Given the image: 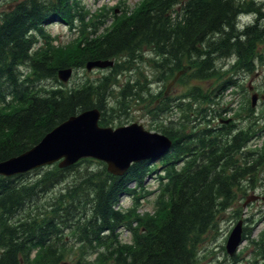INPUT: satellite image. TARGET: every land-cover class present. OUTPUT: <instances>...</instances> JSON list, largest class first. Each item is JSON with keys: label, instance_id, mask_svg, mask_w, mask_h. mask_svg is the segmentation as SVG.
I'll return each mask as SVG.
<instances>
[{"label": "trees", "instance_id": "trees-1", "mask_svg": "<svg viewBox=\"0 0 264 264\" xmlns=\"http://www.w3.org/2000/svg\"><path fill=\"white\" fill-rule=\"evenodd\" d=\"M79 5V0H17L3 12L0 161L24 152L80 111L99 107L102 122H112V116H106L112 109L107 102L108 79L70 90L43 87V80L56 77L55 66L70 63V56L51 47L45 51L43 46L36 48L38 36L44 33L47 20L56 15L68 23L82 18L75 12ZM177 6L181 12L173 20L172 10ZM244 7L254 8L251 2L241 0H146L133 16L117 20L105 36L88 38L79 59L111 58L135 46L156 44L165 55L162 65L168 64V71L191 67L187 71L192 78L216 76L222 69L219 60L233 52L240 63L253 69L256 44L264 38V27L255 23L239 31L237 13ZM254 9L261 12L260 7ZM23 65L31 67L30 75L21 71ZM232 81H222L212 94L196 89L191 96L203 103L213 102ZM122 95L119 110L126 111L132 88L126 87ZM212 110L201 108L191 121L211 117ZM250 110L247 130L229 138L215 134L210 126L198 128L197 124L189 133L163 130L176 142L164 159L169 167L167 200L160 218L137 217L144 228L132 229V245L121 244L118 231L132 227L133 221L115 206L121 195L135 190L132 183L143 184L151 169L148 162L135 164L122 177L108 173L103 163L93 159L66 168L51 166L33 177L0 175V264H59L68 253L66 230L75 243H84L77 264H92L86 258L95 252L91 248L94 243L105 245L94 264H193L202 235L213 227L220 211L233 204L242 181L264 161V152L248 149L264 130V118L255 117ZM252 114L256 119L252 120ZM182 161L185 164L181 167ZM53 191L48 199L52 200L51 212H37L42 208L40 200H47L45 194ZM23 207L27 218L13 223ZM258 248L264 253V232Z\"/></svg>", "mask_w": 264, "mask_h": 264}, {"label": "rangeland", "instance_id": "rangeland-1", "mask_svg": "<svg viewBox=\"0 0 264 264\" xmlns=\"http://www.w3.org/2000/svg\"><path fill=\"white\" fill-rule=\"evenodd\" d=\"M252 1V0H251ZM6 2V1H5ZM86 10H88V19L94 18V21L98 19L97 13L101 12L102 17L106 18L105 25L101 28L106 27L111 24L114 18L119 15H124L122 17L130 14L139 4L140 0H82ZM264 10V7H263ZM264 12V11H263ZM100 16V15H99ZM258 23L264 27V13L252 14L250 19L257 20ZM244 20H247L245 18ZM249 21V20H248ZM48 32L54 36L56 47L59 46H70L73 45V40L79 35L78 31H73L62 21H53L49 23L47 27ZM144 52L146 55H142L145 59L152 62V59L160 60L161 57L151 53L150 47H145ZM126 55L119 57L116 61L115 67L111 69H94L88 70L83 64L80 67H76L69 82L64 85L67 88L75 87L85 83H98V80L103 76H109L111 81V96L109 98V104L111 107L117 105V96L121 91V86L130 81V78L134 81L139 78L144 81L147 74L149 77L155 80L157 76V70H155L151 64L143 63L144 67L140 64L139 68L132 73L133 68H135L136 62H131ZM226 63V67L220 76L212 77L210 80L206 79H195L192 82H187L185 80L179 82L178 84L171 85L167 89L166 95L175 100H171L172 103H176L178 98H184L187 93H189L193 86L196 84L201 85L204 91H211L216 88L226 78L232 70L236 73V68L227 69L229 66V60L225 58L220 61V64ZM123 69V70H122ZM140 71V73H139ZM164 72V71H162ZM243 83L244 86L239 85L237 88L233 87L226 90L222 97L220 98L219 104H214V108L223 109L227 114L224 117H231L233 123L242 124L247 127L248 118L246 119L247 104L251 101V94L248 87V82L254 86L261 94L256 105V111L259 117L264 118V38L257 43V48L255 51V61L254 68L252 70L246 69L244 71ZM169 79L163 82V85L155 83L153 88L155 91H159V86L162 87L161 96L165 94L166 85H168ZM158 96L155 94L152 99L145 102L141 101L134 108L131 105V109L128 111L127 115H123L122 119L113 123L112 126L127 125L132 122L142 123L145 128L160 132L162 126L170 127L172 124L169 122L168 111L160 113V115H155L151 111L152 106L154 107V100ZM205 103V105H207ZM186 105V102L182 107ZM195 102H191V106H194ZM197 106L199 103L197 102ZM174 121L184 122L186 120V112L184 108L175 107L174 111ZM180 117V118H179ZM179 118V119H178ZM211 125H217V121L212 119L210 121ZM176 124V123H175ZM183 125V124H182ZM175 128V125L172 128ZM192 123L185 125V128H191ZM264 131L259 134L256 139L253 140L251 144V149L259 150L264 152ZM257 172L253 176V180H243L242 184L237 188L236 199L233 204L225 209L221 210L213 227L205 234L202 235L201 240L198 241L197 248V258L194 264H254L256 261L258 264H264V256L259 253L257 245L261 240L264 232V162L257 167ZM37 174V173H36ZM66 183V182H65ZM63 183V185L65 184ZM156 180L150 181L151 188L156 187ZM57 187L55 190L59 189ZM53 192H48L45 194V199H50ZM158 194L155 193L149 198L142 201L140 204L139 211H152L154 209V202ZM123 205L129 206L132 201L128 197L122 199ZM247 204V206H245ZM224 215V216H223ZM243 219L245 221V226L248 228L246 232L247 239L241 244L235 257H231L226 250L227 239L234 228L238 220ZM70 234V232H68ZM74 238L68 239L67 243V256L63 260L64 262L60 264H77L78 256L82 255L80 252L81 245L74 243ZM90 261H94L96 254H89Z\"/></svg>", "mask_w": 264, "mask_h": 264}, {"label": "water", "instance_id": "water-1", "mask_svg": "<svg viewBox=\"0 0 264 264\" xmlns=\"http://www.w3.org/2000/svg\"><path fill=\"white\" fill-rule=\"evenodd\" d=\"M103 64L96 61L88 66ZM60 74L67 79L70 70ZM99 116V111L92 109L70 117L32 149L0 162V173H21L61 157L65 159L60 165H67L83 156L105 159L110 171L123 173L132 161L158 154L171 145L167 136L145 131L141 125L133 124L116 130L100 127ZM242 240V222H239L228 240V251L233 254Z\"/></svg>", "mask_w": 264, "mask_h": 264}, {"label": "bare ground", "instance_id": "bare-ground-1", "mask_svg": "<svg viewBox=\"0 0 264 264\" xmlns=\"http://www.w3.org/2000/svg\"><path fill=\"white\" fill-rule=\"evenodd\" d=\"M224 216V215H223ZM202 241V240H201Z\"/></svg>", "mask_w": 264, "mask_h": 264}]
</instances>
